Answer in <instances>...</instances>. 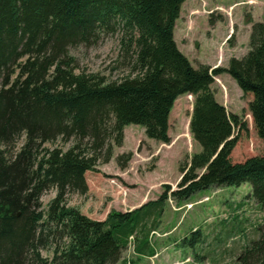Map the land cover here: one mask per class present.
Here are the masks:
<instances>
[{"label": "trees", "instance_id": "1", "mask_svg": "<svg viewBox=\"0 0 264 264\" xmlns=\"http://www.w3.org/2000/svg\"><path fill=\"white\" fill-rule=\"evenodd\" d=\"M184 1L0 0V264H124L129 237L158 218L169 197L186 201L210 188L247 183L264 211V24H252L241 59H230L226 68H194L174 40ZM117 33L125 76L74 73L70 48ZM221 74L252 96L249 113L263 154L241 163L230 156L238 141L234 129L246 126L211 90ZM183 95L193 97L189 132L200 151L181 164L175 190L163 185L156 200L128 212L112 210L104 221L66 206L69 193L87 192L85 173L111 159L126 126H140L146 138L168 145L169 116ZM58 140L70 146L45 148ZM51 188L55 197L44 213L39 199ZM202 237L192 231L180 245L192 250ZM143 238L135 254L153 255ZM49 250L51 257H44ZM237 262L264 264V229Z\"/></svg>", "mask_w": 264, "mask_h": 264}, {"label": "rangeland", "instance_id": "2", "mask_svg": "<svg viewBox=\"0 0 264 264\" xmlns=\"http://www.w3.org/2000/svg\"><path fill=\"white\" fill-rule=\"evenodd\" d=\"M257 22L264 24V0H185L175 23L174 40L194 68H226L230 59L246 55L251 26ZM119 38V33L102 36L96 45L70 48L74 73L98 74L111 80L125 76L128 72L122 65ZM211 90L215 100L246 126L242 131L234 129L233 137L238 141L231 152L232 162L262 155V142L249 113L252 96L242 93L227 74L215 76ZM192 105L190 95L175 100L168 120V145L146 138L140 126H126L122 145L113 147L111 159L107 163L99 161L96 172L85 173L87 192L69 193L66 206L92 221H104L112 210L128 212L156 200L165 190L163 185L175 190L182 177L181 164L200 151L189 132ZM22 142L19 138L13 151ZM69 146L58 140L45 148L65 150ZM128 153L131 160L121 166L118 157ZM54 197L53 188L41 195L39 203L44 213ZM144 228L127 240L121 263L238 264L237 256L264 229V211L251 198L245 183L199 191L181 202L169 197L161 215L147 220ZM195 230L201 232L202 242L192 250L180 245ZM145 236L153 255L139 257L134 247ZM194 254L200 256L198 261ZM42 255L50 258L51 252L43 251Z\"/></svg>", "mask_w": 264, "mask_h": 264}]
</instances>
